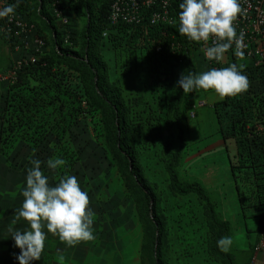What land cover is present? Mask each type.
Returning a JSON list of instances; mask_svg holds the SVG:
<instances>
[{
    "label": "trees",
    "instance_id": "16d2710c",
    "mask_svg": "<svg viewBox=\"0 0 264 264\" xmlns=\"http://www.w3.org/2000/svg\"><path fill=\"white\" fill-rule=\"evenodd\" d=\"M32 1L34 4L30 7ZM40 1L41 5L37 0H21L18 8L29 14L36 26V36L43 39V26L53 27L51 20L54 18L45 1ZM113 1L70 0V5L74 6L72 11L83 19L80 36H74L68 29L61 37L55 33L53 41H56L57 50H42L43 55L33 63L24 64L15 82L8 85L5 104L0 111V149L5 150L18 132L27 138L34 155L45 165L49 158L63 159L65 164L56 171L67 175L78 162L84 161L62 136L75 124L94 121L93 116L98 111L103 129L102 144L113 162L110 173L102 172L101 187L113 182V171L116 170L120 185L128 192L126 196L120 195L125 197V204L135 208L143 225L142 255L146 264H168L171 248L163 242L169 228L165 216L160 214L162 193L141 165L135 138L151 146H160V159H154L159 164L162 161L172 194L195 196L204 228L202 237L207 257L213 264H233L228 251H221L217 246L220 238L228 236L229 223L217 215L214 200L198 181L182 179L178 173L187 144V115L197 102L190 93L184 94L177 86L181 73H195L186 53L187 39L179 34L176 25L152 23L147 9L139 22L119 19L113 23ZM181 2L176 0L178 8ZM162 29L165 45L171 41L181 45L178 55L183 57L181 63L176 53L157 54L152 50ZM105 32L107 36L103 35ZM108 46L113 51L114 77L102 50ZM33 54H39L35 44L28 56ZM147 70L155 78L153 94L127 89L131 78L144 77ZM242 72L248 78V90L215 101L212 108L223 137L232 138L236 145L230 167L244 208L264 205V64L247 65ZM70 76H78V87L66 82ZM121 86L128 91H122ZM130 99L140 107L137 112L141 114L136 121L130 117ZM142 114L150 117L151 122L144 120L146 117ZM152 127L154 135L163 139L160 145L151 135ZM153 151L156 156L157 151Z\"/></svg>",
    "mask_w": 264,
    "mask_h": 264
},
{
    "label": "crops",
    "instance_id": "0c3cea01",
    "mask_svg": "<svg viewBox=\"0 0 264 264\" xmlns=\"http://www.w3.org/2000/svg\"><path fill=\"white\" fill-rule=\"evenodd\" d=\"M63 2L68 6V24L63 26L55 19L51 20L53 27L43 24L42 36L46 52L57 48L54 46L56 41H53L55 33L61 37L63 31L68 29L74 36H80L83 19L72 11L74 6L70 5V0ZM33 4L32 1L30 7ZM33 45V40L27 36L19 41L18 46H13L0 35V71L20 56L28 55ZM188 56L195 67V73L209 70L207 60L198 50H190ZM239 61L251 64L245 59ZM222 62L221 67L233 64L227 54ZM7 89L8 84L0 81V111L5 104ZM190 94L195 102L205 100L211 106H199L192 117L187 115V144L178 170L181 174L187 173L186 180H196L205 188L215 202L217 215L229 223L228 236L233 239V244L228 254L232 263L264 264V250L255 248L264 240V205L241 206L230 167L236 145L232 138L223 137L216 112L212 108L215 101L221 99L212 90H197ZM34 159L33 151L22 142L10 144L5 150L0 149V264H19L16 255L20 250L14 247L8 227L14 219V213L23 203L22 190L26 186L27 170L33 166L30 161ZM79 165L78 162L67 175L77 177ZM41 170L51 186L66 176L50 170L43 162ZM78 182L82 189L80 178ZM89 210L95 214L93 240L69 247L58 237L47 234L41 258L32 264H146L145 256L142 255L143 225L134 207L118 201L116 206H89ZM14 227L24 230L28 225L21 220Z\"/></svg>",
    "mask_w": 264,
    "mask_h": 264
},
{
    "label": "clouds",
    "instance_id": "9594fccd",
    "mask_svg": "<svg viewBox=\"0 0 264 264\" xmlns=\"http://www.w3.org/2000/svg\"><path fill=\"white\" fill-rule=\"evenodd\" d=\"M37 1L41 5V1ZM45 5L51 14L47 3ZM64 6L67 11V6L65 4ZM179 9L178 20L174 21L178 23L179 34L189 41L203 42L206 45L203 49L204 55L208 61L221 63L233 44H235V55L243 57V32L238 35L235 27V21L243 13L240 0H182ZM12 13L14 6L4 7L0 10V18L8 17ZM21 15L31 21L25 11H21ZM55 20L60 22L58 19ZM67 24L68 22L62 25ZM0 35L13 46H17L24 37L21 36L18 44H15L4 32L0 31ZM103 35L107 36V33ZM29 37L35 44L34 36ZM209 41H211L210 46ZM242 69L243 65L233 63L227 67L211 68L200 73L185 74V71L181 73L177 86L184 94L197 90H212L223 100L248 90L249 81ZM207 103L211 106L209 102ZM188 116H191L190 112ZM30 162L33 166L27 170L26 186L22 190L23 203L14 213V219L8 227V232L14 240V247L20 250L16 255L19 264H32L40 260L47 234L58 237L69 247L95 238L92 231L95 214L89 210L88 193L81 189L77 177L63 176L55 186H51L48 177L41 170L42 162L39 159ZM46 164L50 170H56L64 165L65 161L58 157L49 158ZM21 220L28 225L24 230L14 227ZM232 244L233 239L230 236L222 237L217 241V246L224 252H227Z\"/></svg>",
    "mask_w": 264,
    "mask_h": 264
},
{
    "label": "rangeland",
    "instance_id": "374dc122",
    "mask_svg": "<svg viewBox=\"0 0 264 264\" xmlns=\"http://www.w3.org/2000/svg\"><path fill=\"white\" fill-rule=\"evenodd\" d=\"M102 50L104 56L111 66V76L114 77L113 51L111 50L110 46L103 47ZM136 76L130 79V87L127 89H132L139 92L146 90L148 94H153L156 88L153 73L150 70H147L144 77ZM67 81H70V83H72L75 87L80 85V79L78 76H70L66 82ZM121 90L124 91L126 89L124 86H121ZM129 101L131 107L130 117L133 116L134 121H136L137 117L141 114L140 112H137L140 107L136 105L134 99H130ZM142 116L148 118L144 119L148 123L151 122L150 117L143 114ZM93 120L94 121H88L87 123L73 125V127L69 130V133L63 135L62 137L64 141L69 143V145L75 151H78L84 161L79 162L80 165L78 169L81 170H79V173H76V175H78L77 179L80 178L82 181V190L88 193L90 201L89 206H112V204L116 206L118 201H125V197L122 198L120 193L127 195L128 192L125 191L120 185L121 181L116 170L113 171V182H111L109 185H105V187H101L103 173L105 174L106 171L107 173H110L112 171L113 162L110 160V156L102 144L101 135L103 133V129L99 119L98 111H96V115L93 116ZM151 135H154L153 127ZM16 142H22L25 144V146L29 147L27 138H25V136L19 135L18 132L11 145ZM162 142L163 139L159 138V136H155V143L160 145ZM134 143L138 147V150L141 154V165L145 170H147L149 177L155 183H157L158 190L162 193L160 214L165 216L168 223L167 226L169 228L168 237L163 242L167 247H169L168 249L171 248L169 250L170 253L168 256V264H213L211 259L207 257L204 251L205 245L204 238L202 237V235H204V228L198 213L199 204L195 199V196H177L171 193L172 191L170 188H168L169 184L166 174H164V167L161 164L162 161L159 164L156 163L154 159V157L156 159H160V146H151L150 144H146L138 138L134 139ZM153 150L157 151L156 156L153 153ZM34 157L36 158L35 155ZM178 173L182 179L187 178V173L181 174L179 170ZM85 182L87 183L85 184ZM91 191H94L95 194L93 195Z\"/></svg>",
    "mask_w": 264,
    "mask_h": 264
},
{
    "label": "built area",
    "instance_id": "2783aa9c",
    "mask_svg": "<svg viewBox=\"0 0 264 264\" xmlns=\"http://www.w3.org/2000/svg\"><path fill=\"white\" fill-rule=\"evenodd\" d=\"M53 18L58 19L62 24L68 22L65 16V6L62 0H45ZM21 0H0V10L9 5L14 6V13L8 17L0 18V31L4 32L5 35L11 38L18 44V39L21 36H34V42L39 50L38 55H29L27 57L20 56L7 68L0 71V81L6 83H14L16 80L17 73L21 67L26 63H33L37 61L39 55L42 56L43 40L36 36L35 24L32 21L24 18L21 15V11L18 8ZM243 13L238 16L235 21V27L237 34L243 32V52L242 58L235 55V44L226 53L229 60L232 63L238 65L247 66L245 63H240V59L250 61L251 65L259 66L264 64V0H240ZM147 9L151 15V22L155 24H163L169 26H178V14L179 8L176 6V0H115L111 6V19L112 22H116L121 19L126 22H139L144 14V10ZM165 32L159 31L156 40L154 41L152 50L157 54H165L166 51L176 53L177 56L181 51V45L177 42L171 41L169 45L164 44ZM187 39V38H186ZM186 53L189 55L190 50H198L203 57L207 60L204 55L203 49L205 44L203 42L196 43L187 39ZM211 41L208 42L210 46ZM18 46V45H17ZM41 51V52H40ZM179 57L181 63L183 57ZM209 69L220 68L222 63L215 61H208ZM205 100L197 101L191 106L190 115L193 116L195 109L199 106L207 105ZM256 249L264 250V240L259 245H256Z\"/></svg>",
    "mask_w": 264,
    "mask_h": 264
}]
</instances>
